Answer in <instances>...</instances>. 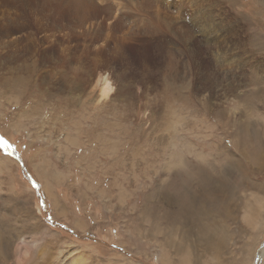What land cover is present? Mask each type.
<instances>
[{
    "label": "rangeland",
    "instance_id": "1",
    "mask_svg": "<svg viewBox=\"0 0 264 264\" xmlns=\"http://www.w3.org/2000/svg\"><path fill=\"white\" fill-rule=\"evenodd\" d=\"M0 138V264H183L154 220L187 143L262 200L199 264H264V0H0Z\"/></svg>",
    "mask_w": 264,
    "mask_h": 264
},
{
    "label": "bare ground",
    "instance_id": "2",
    "mask_svg": "<svg viewBox=\"0 0 264 264\" xmlns=\"http://www.w3.org/2000/svg\"><path fill=\"white\" fill-rule=\"evenodd\" d=\"M72 1L82 6L85 2H92L93 0ZM99 77L101 78V76ZM99 77L98 79H100ZM101 81L99 99H105L111 91V86L106 76H103ZM185 150L187 154L193 156L187 155L180 157V155L175 152L176 150L173 151L170 155L171 162H169V170H172L170 176L171 186L170 188L162 186L157 190L163 202L169 205L170 210L165 216H163L164 214L155 215L154 221L156 231L154 234L156 235L155 237L159 238L157 241L164 252L168 250L170 253L173 248L172 246H174L176 254L182 252L187 253L185 257L180 259L184 262L183 264H199L204 262H201V260L197 258L198 255H196L197 253L195 254L194 251L205 250L206 252L212 253V258H219L220 251L222 252L224 248V237H222L225 235L224 227L226 223H229L228 225L230 226V223L235 220V207H233V205L236 203L245 205L249 212L251 208H256L254 204L251 203L262 200H257L255 198L252 202L250 198L244 199L245 197L240 193L239 189L240 183L243 182L244 184L245 182L244 178L237 176L235 166L231 163H226L221 154L210 157L207 154H203L201 148H196L194 145H191V143L185 144ZM252 155L253 153L246 152V157L250 161H252L250 159ZM252 158L254 159L253 156ZM231 162L235 164V161L233 162V160H231ZM247 185L249 190L254 189L257 192L264 190L263 186L256 182H250L247 183ZM171 188L172 190L170 191ZM245 192L246 191H244V193ZM240 196L244 198L236 202ZM257 208L260 209L261 207ZM249 214L250 219L252 220L253 217L252 221H254H251V224L259 225L262 223L261 219H258V216L262 217L261 214L256 211H250ZM162 217L163 219L169 218L167 228L164 229L157 224L159 220L160 223H162L163 220L160 219ZM254 225L250 226L254 228ZM210 227H212V229H210ZM258 228L257 231L260 230ZM249 230V228L246 229L247 232ZM173 236L175 237L174 239H172ZM204 236H206L207 239L212 236L213 240L208 241ZM225 237L227 238V236ZM263 255L264 241L261 243L256 256L257 258H261ZM247 261H245V264ZM208 264L212 263L208 260ZM251 264H256V262Z\"/></svg>",
    "mask_w": 264,
    "mask_h": 264
},
{
    "label": "snow or ice",
    "instance_id": "3",
    "mask_svg": "<svg viewBox=\"0 0 264 264\" xmlns=\"http://www.w3.org/2000/svg\"><path fill=\"white\" fill-rule=\"evenodd\" d=\"M0 143H3V146H4L5 149L11 147V145L6 140H3L2 138H0Z\"/></svg>",
    "mask_w": 264,
    "mask_h": 264
}]
</instances>
